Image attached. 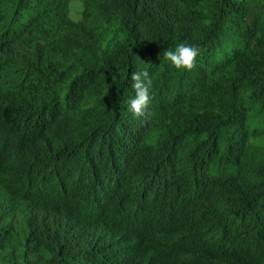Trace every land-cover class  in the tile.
Segmentation results:
<instances>
[{"label":"trees","instance_id":"trees-1","mask_svg":"<svg viewBox=\"0 0 264 264\" xmlns=\"http://www.w3.org/2000/svg\"><path fill=\"white\" fill-rule=\"evenodd\" d=\"M0 264H264V0H0Z\"/></svg>","mask_w":264,"mask_h":264},{"label":"clouds","instance_id":"clouds-1","mask_svg":"<svg viewBox=\"0 0 264 264\" xmlns=\"http://www.w3.org/2000/svg\"><path fill=\"white\" fill-rule=\"evenodd\" d=\"M199 49L187 43L178 44L174 50L164 52V58L178 71H193L197 66ZM135 98L130 100V111L136 118L150 116L153 101V80L147 70H137L131 74Z\"/></svg>","mask_w":264,"mask_h":264},{"label":"rangeland","instance_id":"rangeland-1","mask_svg":"<svg viewBox=\"0 0 264 264\" xmlns=\"http://www.w3.org/2000/svg\"><path fill=\"white\" fill-rule=\"evenodd\" d=\"M81 4L77 1H73L71 2L70 4V12H71V17L74 19V20H79L80 18V14H81Z\"/></svg>","mask_w":264,"mask_h":264}]
</instances>
